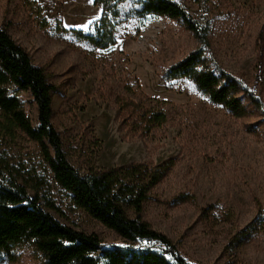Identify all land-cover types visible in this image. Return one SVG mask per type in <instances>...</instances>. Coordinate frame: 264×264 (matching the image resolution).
Segmentation results:
<instances>
[{
  "label": "rangeland",
  "instance_id": "rangeland-1",
  "mask_svg": "<svg viewBox=\"0 0 264 264\" xmlns=\"http://www.w3.org/2000/svg\"><path fill=\"white\" fill-rule=\"evenodd\" d=\"M173 1L208 29L203 56L209 68L235 75L264 102V61L260 69L255 66L264 0ZM120 5L119 37L109 50L96 49L73 32L86 31L101 18L93 0H0V28L54 87L51 122L79 174L174 158L167 175L149 190L140 219L175 243L191 264H264L263 116L253 111L237 119L192 81L166 79L163 72L196 50L197 41L180 21L125 16L134 4ZM11 91L36 128L31 95ZM117 95L161 109L166 123L147 135L127 128L118 117ZM249 125L260 134L248 132ZM14 185L63 225L95 234L105 245L126 243L76 206L36 144L23 134L8 137L0 131V187ZM128 215L135 217L130 210ZM0 264L47 263L33 248L17 246L0 253Z\"/></svg>",
  "mask_w": 264,
  "mask_h": 264
},
{
  "label": "trees",
  "instance_id": "trees-1",
  "mask_svg": "<svg viewBox=\"0 0 264 264\" xmlns=\"http://www.w3.org/2000/svg\"><path fill=\"white\" fill-rule=\"evenodd\" d=\"M93 3L102 9L101 18L90 23L86 31H73L89 45L109 50L116 44L119 36L115 19L122 14V3L134 4L125 10V16H162L180 21L197 41L198 48L167 68L163 72L165 78L192 81L211 103L221 106L232 117L245 119L257 111L264 118V102L244 88L235 75L218 67L209 68L203 56L204 48L210 44L208 29L178 2L93 0ZM255 49V66L260 69L264 61L263 34L256 37ZM11 89L31 95L38 113L36 128ZM53 90L44 70L0 28V131L8 137L23 134L36 144L54 180L71 194L76 206L126 243L105 245L95 234L63 225L45 212L36 198L29 197L23 187L14 185L0 187V253L29 246L47 264H99L100 261L102 264H191L175 243L139 216L149 190L167 175L175 159L160 164L129 163L102 171L90 168L87 174H79L68 161L60 135L51 122ZM114 100L119 108L118 117L127 128L134 127L147 135L166 123V115L159 108L143 106L119 95ZM246 128L254 135L260 134L252 125ZM128 210L135 217L129 216ZM96 253L99 258L95 257Z\"/></svg>",
  "mask_w": 264,
  "mask_h": 264
},
{
  "label": "snow or ice",
  "instance_id": "snow-or-ice-1",
  "mask_svg": "<svg viewBox=\"0 0 264 264\" xmlns=\"http://www.w3.org/2000/svg\"><path fill=\"white\" fill-rule=\"evenodd\" d=\"M84 27L87 28V25H85Z\"/></svg>",
  "mask_w": 264,
  "mask_h": 264
}]
</instances>
